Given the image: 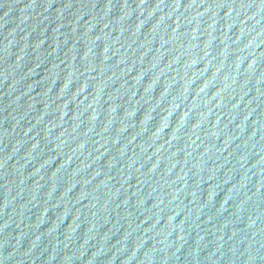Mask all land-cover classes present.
I'll return each instance as SVG.
<instances>
[{"label":"water","instance_id":"1","mask_svg":"<svg viewBox=\"0 0 264 264\" xmlns=\"http://www.w3.org/2000/svg\"><path fill=\"white\" fill-rule=\"evenodd\" d=\"M0 264H264V0H0Z\"/></svg>","mask_w":264,"mask_h":264}]
</instances>
